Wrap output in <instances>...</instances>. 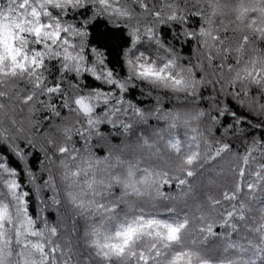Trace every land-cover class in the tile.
I'll list each match as a JSON object with an SVG mask.
<instances>
[{
  "label": "snow or ice",
  "instance_id": "snow-or-ice-1",
  "mask_svg": "<svg viewBox=\"0 0 264 264\" xmlns=\"http://www.w3.org/2000/svg\"><path fill=\"white\" fill-rule=\"evenodd\" d=\"M0 264H264V0H0Z\"/></svg>",
  "mask_w": 264,
  "mask_h": 264
},
{
  "label": "trees",
  "instance_id": "trees-1",
  "mask_svg": "<svg viewBox=\"0 0 264 264\" xmlns=\"http://www.w3.org/2000/svg\"><path fill=\"white\" fill-rule=\"evenodd\" d=\"M100 30L104 31V25L103 24L100 25ZM94 35H95V33H94ZM183 54L184 55H191V52L189 51V49L187 47H185L183 49ZM108 60L110 61L108 66L110 68H114L115 72L120 77H123L125 75V69L122 68V66H121L122 65V57L120 56V49L119 48L110 49V55L108 56ZM87 83L94 84V83H98V82H94L91 78H88ZM140 87H145V86L141 85ZM145 91H147L146 88H145ZM154 95H155V93H154ZM128 98L129 99H134V101H138V100L144 99L143 97H141V93H140V89L139 88L133 89L132 93H130L128 95ZM153 103H154V101H152L151 98H148V99H144V103L141 104L140 106L144 107V108H151V107H153ZM165 106L168 107V106H170V104L166 101ZM149 123L150 124H155V121L150 120ZM102 131H104L106 134L114 132V130L111 129V126H102ZM181 131H183V130H181ZM120 139L121 138L112 139L111 143L112 144L119 143ZM94 143H95V141H94ZM101 143H103V142H101ZM97 147H99V145H97ZM34 167L38 168L39 167L38 163L35 164ZM31 210L33 211V213L35 212L34 208L31 209Z\"/></svg>",
  "mask_w": 264,
  "mask_h": 264
}]
</instances>
